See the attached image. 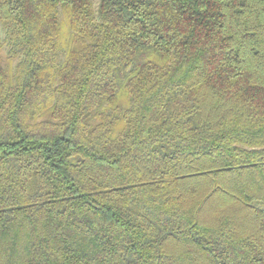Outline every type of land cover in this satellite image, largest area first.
I'll use <instances>...</instances> for the list:
<instances>
[{"label": "trees", "instance_id": "16d2710c", "mask_svg": "<svg viewBox=\"0 0 264 264\" xmlns=\"http://www.w3.org/2000/svg\"><path fill=\"white\" fill-rule=\"evenodd\" d=\"M0 264H264V0H0Z\"/></svg>", "mask_w": 264, "mask_h": 264}]
</instances>
